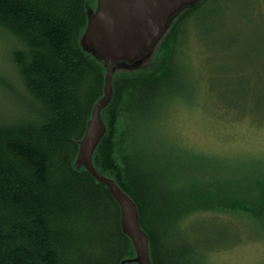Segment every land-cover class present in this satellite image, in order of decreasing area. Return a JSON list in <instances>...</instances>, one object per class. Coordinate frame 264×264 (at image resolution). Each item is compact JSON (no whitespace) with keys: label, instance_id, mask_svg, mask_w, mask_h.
<instances>
[{"label":"trees","instance_id":"1","mask_svg":"<svg viewBox=\"0 0 264 264\" xmlns=\"http://www.w3.org/2000/svg\"><path fill=\"white\" fill-rule=\"evenodd\" d=\"M228 2L200 0L183 8L150 59L113 71L111 98L100 112L106 131L92 153L93 166L136 206L151 264H205L208 251L205 258L201 254L202 263L195 261L189 240L178 239L179 220L186 219L187 226L196 211L212 210V204L214 210L245 208L232 194L214 198L222 194L217 189L176 197L167 178L172 174L159 167L141 140L143 124L155 117L162 94L184 85L177 57L188 24L220 19ZM97 5L98 0H0V29L14 41L10 55L17 78V83L0 81L8 101L6 111L0 108V264H120L136 256L110 189L84 165L76 166L92 107L104 92L106 62L82 44L88 11ZM220 26L219 20L215 30ZM231 41L237 44L234 37ZM237 74L244 83L238 98L229 101L226 89L222 104L247 116L250 87L253 95H261L264 70L244 62ZM12 99L19 105L9 111ZM259 102L264 95L256 101L258 114L264 110ZM210 199L212 204L206 203ZM185 203L191 205L181 211ZM257 210L264 226L262 195Z\"/></svg>","mask_w":264,"mask_h":264},{"label":"rangeland","instance_id":"2","mask_svg":"<svg viewBox=\"0 0 264 264\" xmlns=\"http://www.w3.org/2000/svg\"><path fill=\"white\" fill-rule=\"evenodd\" d=\"M220 15L218 20L209 17L198 20V25L188 24L187 38L184 37L177 57L185 74L184 85L162 94L155 117L143 124L141 140L159 167L172 174L171 180L167 178L176 197L189 199L197 191L208 194L217 189L222 194H214V198L232 194L233 199L237 198L236 205L245 207L214 210L210 199L206 203L212 204V210L196 211L186 221L187 226L186 219L179 220L175 230L178 239L186 238L191 243L190 257L195 261L197 257L202 263L201 254L205 258L208 251L205 264H264V226L257 210L258 199L264 196V110L260 114L255 110L256 101L264 95V83H258L259 96L253 95L255 90L250 87L253 91L248 104L252 108L247 116L227 110L222 104L226 89L230 90L229 101L238 98L244 84L239 83L237 74L242 63L264 70V0H230ZM219 20L221 26L215 30ZM233 37L237 44L231 41ZM13 44L0 29V78L4 79L0 81L5 83H17L10 55ZM151 53L132 64L115 62L113 70L140 65L150 59ZM95 57L100 58L97 54ZM7 102L0 88V108L6 111ZM12 102L9 111L19 105L14 99ZM94 108L95 105L91 117ZM249 115L259 116L256 119ZM99 120L104 132L97 145L106 131L100 117ZM190 205L183 204L181 211ZM134 258H125L120 264H137Z\"/></svg>","mask_w":264,"mask_h":264},{"label":"water","instance_id":"3","mask_svg":"<svg viewBox=\"0 0 264 264\" xmlns=\"http://www.w3.org/2000/svg\"><path fill=\"white\" fill-rule=\"evenodd\" d=\"M200 0H98L96 11H88V22L82 37L84 48L90 49L106 62L104 96L95 105L82 141L76 166L87 171L110 189L120 206L122 231L131 239L137 264H151L148 238L141 230L134 203L112 181L100 176L91 164L92 153L104 127L99 117L111 98L113 65L118 61L132 64L151 52L169 27L172 18L183 8ZM95 51V52H94Z\"/></svg>","mask_w":264,"mask_h":264}]
</instances>
